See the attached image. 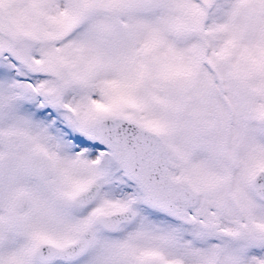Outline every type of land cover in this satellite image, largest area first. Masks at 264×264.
<instances>
[{
  "label": "snow or ice",
  "instance_id": "snow-or-ice-1",
  "mask_svg": "<svg viewBox=\"0 0 264 264\" xmlns=\"http://www.w3.org/2000/svg\"><path fill=\"white\" fill-rule=\"evenodd\" d=\"M0 264H264V0H0Z\"/></svg>",
  "mask_w": 264,
  "mask_h": 264
}]
</instances>
